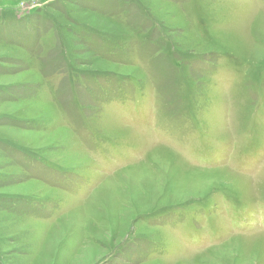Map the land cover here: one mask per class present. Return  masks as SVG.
I'll list each match as a JSON object with an SVG mask.
<instances>
[{"label":"rangeland","instance_id":"374dc122","mask_svg":"<svg viewBox=\"0 0 264 264\" xmlns=\"http://www.w3.org/2000/svg\"><path fill=\"white\" fill-rule=\"evenodd\" d=\"M261 12L0 0V264H264Z\"/></svg>","mask_w":264,"mask_h":264},{"label":"bare ground","instance_id":"6f19581e","mask_svg":"<svg viewBox=\"0 0 264 264\" xmlns=\"http://www.w3.org/2000/svg\"><path fill=\"white\" fill-rule=\"evenodd\" d=\"M261 13H264V12H261ZM110 117H111V115H110ZM131 132H132V131H131ZM158 147H160V146H158ZM160 148L166 150V148H164V147H160ZM154 151H155V150H154ZM165 153H166V152H165ZM147 156H148V155H147ZM147 156H146V157H147ZM147 158H148V157H147ZM147 158H145V159H147ZM154 167H155V166H154ZM234 174H235V173H234ZM235 175H237V174H235ZM241 175H242V174H241ZM241 175H238V176H241ZM239 181H240V180H239ZM238 184H239V183H238ZM238 236H239V235L231 236V239H230V240H232V239H234L235 237H238ZM227 242H228V241H227ZM227 242H226V243H227ZM226 243H225V244H226ZM223 245H224V243H223ZM221 246H222V245H221ZM214 248H217V247H210L208 250H210V249H214ZM208 250H207V251H208Z\"/></svg>","mask_w":264,"mask_h":264},{"label":"trees","instance_id":"16d2710c","mask_svg":"<svg viewBox=\"0 0 264 264\" xmlns=\"http://www.w3.org/2000/svg\"><path fill=\"white\" fill-rule=\"evenodd\" d=\"M188 204H189V203H186V207L188 206ZM186 207H185V208H186ZM184 211H185V209H184L183 211L181 210V211L177 212L176 214H178V215L180 216V214L184 213ZM205 211H207V209H205ZM187 216H188V214H187ZM188 226H189V225H188ZM190 226H191V224H190ZM190 226H189V227H190Z\"/></svg>","mask_w":264,"mask_h":264}]
</instances>
